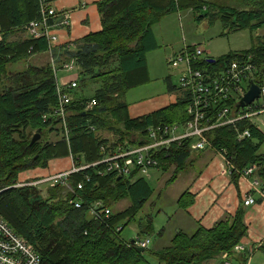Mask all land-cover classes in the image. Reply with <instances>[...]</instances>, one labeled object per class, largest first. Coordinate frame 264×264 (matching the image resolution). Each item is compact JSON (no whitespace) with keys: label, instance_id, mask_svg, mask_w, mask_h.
<instances>
[{"label":"trees","instance_id":"1","mask_svg":"<svg viewBox=\"0 0 264 264\" xmlns=\"http://www.w3.org/2000/svg\"><path fill=\"white\" fill-rule=\"evenodd\" d=\"M98 9L101 31L73 45L55 46L51 54L47 38H33L27 30L32 22L41 20L40 0H0V218L41 256V264H248V250L235 251L248 235L244 207L213 228L200 226L191 234L176 232L169 245L140 253L131 246L132 241L122 238V232L154 194L147 179L120 177L99 165L70 175L69 188L48 187L46 196L41 193L45 184L18 186L20 174L47 169L52 160L71 157L78 167L94 164L104 156L103 147L106 153L117 147H137L147 142L149 128L188 120L182 93L175 104L136 118L131 117L125 101L131 90L150 82L147 57L159 47L153 28L167 16L191 11L198 23L220 21L229 33L264 28V0H103ZM45 54L53 61L13 72L26 58ZM247 56H252L258 70L254 80L258 85L264 76V36L253 39L250 49L211 58V66L222 70L230 61ZM71 61L79 70L77 80L98 83L100 88L90 99L72 98L66 137L55 110L59 90L66 94L72 90L70 82L58 79V72ZM169 91L177 88L170 84ZM93 100L95 105L89 107ZM257 125L243 120L208 136L238 171L256 166L254 176L264 190V154L259 153L264 134ZM246 129L251 137L240 140L239 133ZM36 134L47 139L31 145ZM52 135L56 140H50ZM190 143L174 144L155 155L158 170L169 172L175 167L171 183L194 163ZM238 171L230 170L236 184L241 178ZM125 200L130 205L115 211ZM76 202L81 208L75 207ZM97 202L102 209L111 210L109 218L101 221L91 216ZM178 204L186 211L194 198L187 191ZM152 229L151 219L145 218L141 231L150 233ZM259 249L264 251V244Z\"/></svg>","mask_w":264,"mask_h":264},{"label":"built area","instance_id":"2","mask_svg":"<svg viewBox=\"0 0 264 264\" xmlns=\"http://www.w3.org/2000/svg\"><path fill=\"white\" fill-rule=\"evenodd\" d=\"M54 0H40L41 20L32 22L27 30L33 38L46 37L49 42V51L52 54L58 38L53 31L54 23L50 20L57 19L59 14L53 6ZM62 25H69V18L66 14L60 15ZM244 59L230 61L220 70H214L211 66L210 57L206 51L198 45L187 46L170 59L169 65L180 70V91L186 103V114L188 120L184 123L173 125H158L148 129L147 142L137 147H117L114 151L106 153L102 148L104 156L96 163L78 167L74 164L71 170L56 174L45 180L24 183L18 186H37L48 184L54 188L62 185L69 188L68 179L70 175L81 172L90 167L106 165V172H113L117 176L130 178H145L152 170H158L159 160L155 155L163 150L167 151L174 144H181L190 141V148L194 152L205 150L214 151L224 163L226 168L223 173L231 174L230 170L238 171L232 159L226 152L219 151L209 138V134L218 128L234 125L243 120L254 121L259 130L264 134V76L259 85L260 98L253 105L247 108H239L241 99L249 90L251 82L258 77V70L252 64V56ZM53 61V60H52ZM78 68L74 61L65 65L64 70L74 71ZM57 70H55L56 72ZM78 77V76H77ZM78 87V82L72 80L69 89ZM59 103L55 110L65 130V136H69L67 127L68 107L72 102L69 94L59 90ZM263 100V102H259ZM257 102V104H256ZM95 101L88 103L89 107L95 105ZM251 137L250 129L239 133V139ZM73 160V158H72ZM256 166L237 173L241 178H253L251 183L254 193L264 200V190L261 182L255 178ZM1 184V181H0ZM82 189V185L78 186ZM73 192V190H72ZM256 203L253 196L245 199V206H252ZM76 208H81L80 202H76ZM101 202H97L90 210L91 216L97 220L109 218L112 214L110 209H102ZM98 209L104 210L99 211ZM131 243L135 248H148L150 240L137 239ZM237 253L247 251L244 244L235 248ZM228 255H224L227 259ZM250 263V262H249ZM0 264H41V256L27 244L2 218H0ZM226 264H231L226 262Z\"/></svg>","mask_w":264,"mask_h":264},{"label":"rangeland","instance_id":"3","mask_svg":"<svg viewBox=\"0 0 264 264\" xmlns=\"http://www.w3.org/2000/svg\"><path fill=\"white\" fill-rule=\"evenodd\" d=\"M153 30L159 47L157 50L149 53L147 57L150 82L131 90L127 94L125 101L131 110L136 109L140 111L144 109V111H153L178 102L181 98L180 70L172 68L168 62L185 45L201 46L206 51V56L219 59L233 52L250 49L253 39H256L257 36H264V28L254 33L250 30L229 33L224 31L220 21H217L214 25H210L206 21L198 23L191 11H183L180 15H169L160 24L156 25ZM18 38L20 36L14 37V39ZM50 62H52L50 55H36L26 58L24 62L14 66L12 69L16 73L29 70L34 66L43 67ZM78 72V68H75L74 71H59L58 79L62 80L64 77H73L76 80ZM11 77L13 76L11 75ZM77 82V89H72L69 92V95L74 100H80L85 97L90 99L94 97V94L100 88V84L98 83H86L80 80H77ZM170 84L177 88V91L170 92ZM259 102L262 103L263 100H259ZM132 114L135 115L136 113L132 112ZM107 134L103 133V136ZM44 140L41 139L40 141L45 142ZM50 140H56V137L52 135ZM259 153L264 154V144ZM70 163L71 167L74 164L76 165L74 160H70ZM174 171L175 167H171L169 172H164L160 169L152 170L149 176L146 177L154 190V194L136 219L125 227L122 232V238L125 241L131 242L137 239H149L150 244L148 249L158 250L170 244L174 233L177 232L176 227L188 233L195 231L193 228L185 230L183 226H179L180 220L183 223H187L188 220L186 221L185 219L183 221V218H185L183 210L180 209L178 204L182 194L190 187L188 182L192 180L194 171L188 168L183 174H179L175 182L171 183L170 180L174 175ZM21 175L18 178V182L20 183V180L25 178L24 174L22 177ZM48 187H50L48 184L41 186L43 189L41 193L45 196L47 192L44 190ZM129 205L130 202L125 200L117 204L114 210L121 211ZM148 217L151 219L153 229L150 233L142 232L141 223ZM185 225H188L187 228L189 227V224ZM247 250L248 264H264V251L262 249L257 248V250H254V248L247 245Z\"/></svg>","mask_w":264,"mask_h":264},{"label":"crops","instance_id":"4","mask_svg":"<svg viewBox=\"0 0 264 264\" xmlns=\"http://www.w3.org/2000/svg\"><path fill=\"white\" fill-rule=\"evenodd\" d=\"M101 1L103 0H54L53 6L59 14L53 27L58 38L57 47L73 45L75 41L102 30L98 9V3ZM63 13L69 18L67 26L61 24L60 15ZM72 80H74L73 77H64L61 81L68 84ZM159 109L162 108L153 111H144V109L138 111L131 110L129 107V113L131 117L136 118ZM131 111L136 114H132ZM70 160H72L71 157L52 160L47 169L38 168L22 173L21 177L24 174L25 178L20 181L35 182L67 172L72 168ZM193 160L194 163L190 168L194 171V176L188 182L190 187L185 192L189 191L191 197L194 198V204L186 211L182 209L185 217L183 221L185 219L188 221L183 223L180 220L179 226H183L185 230L193 228L195 231L200 226L210 229L228 216H234L239 208L244 207L248 235L243 239L242 244L246 247L249 245L256 250L260 248L264 244V200L254 193L251 186L253 178H239L236 184L230 174L223 173L226 169L223 160L212 150L195 152ZM248 196L255 198L254 205L245 206V199ZM185 224H189V227L187 228L188 225ZM176 230L177 232L183 231L179 227H176Z\"/></svg>","mask_w":264,"mask_h":264},{"label":"water","instance_id":"5","mask_svg":"<svg viewBox=\"0 0 264 264\" xmlns=\"http://www.w3.org/2000/svg\"><path fill=\"white\" fill-rule=\"evenodd\" d=\"M260 98V87L255 84L254 82L250 83V88L248 90V92L245 94V96L241 99L238 107L239 108H247L251 105H253V103ZM41 140V135L40 134H36L31 141V145H34L35 143H37L38 141ZM132 244H134V242L132 241ZM136 250L140 253H144L145 249L144 248H136Z\"/></svg>","mask_w":264,"mask_h":264},{"label":"bare ground","instance_id":"6","mask_svg":"<svg viewBox=\"0 0 264 264\" xmlns=\"http://www.w3.org/2000/svg\"><path fill=\"white\" fill-rule=\"evenodd\" d=\"M53 58V57H52ZM210 61H211V58H210ZM215 62V61H214Z\"/></svg>","mask_w":264,"mask_h":264}]
</instances>
